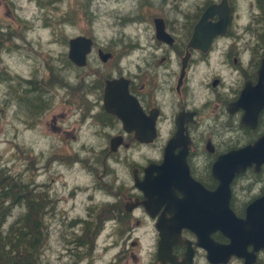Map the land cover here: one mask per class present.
<instances>
[{
    "label": "flooded vegetation",
    "instance_id": "flooded-vegetation-1",
    "mask_svg": "<svg viewBox=\"0 0 264 264\" xmlns=\"http://www.w3.org/2000/svg\"><path fill=\"white\" fill-rule=\"evenodd\" d=\"M221 1H211L180 28H175L166 17L154 15L146 56L131 71L127 67L120 70L117 65L106 71L104 66L114 56L103 49L110 55L102 61L97 50L100 47L87 54L83 67L63 55L75 73L71 83L60 78L58 84L61 103L71 110L67 119L73 118L76 126L94 127L92 135L98 137V142L102 132H97V125L107 128L106 143L99 148V154L120 161L118 152L124 147L135 149L138 155L135 159L133 155H123L128 182L127 191L120 192L124 195L123 207L106 205L104 209L103 199L98 204L92 201L84 216H77L74 223L68 224L71 228H65L61 218L64 215L59 212L58 221L63 227L29 230L31 264H45L43 258L49 264L47 257L51 251L56 252L58 264L59 260L66 264V259L67 264H115L119 259L127 260L126 264H264V247L251 240L240 243V255L231 254L225 261L211 262L192 230L196 226L206 229L229 222L211 217L213 203H220L208 194L218 187L212 166L220 155L251 144L264 133V107L252 119V107L246 113L237 105L244 87L258 82L264 34L252 31L250 24L242 28V34L234 31V8L230 0H225L229 12L224 32L213 34L207 45L189 44L204 9ZM218 19L214 13L207 21L216 23ZM247 35L252 37L244 39ZM91 58L100 64L94 70ZM101 71L104 74L98 80ZM109 80L120 81L128 95L110 109L104 103ZM45 100L48 104H43L49 109L52 95ZM121 116L128 122L124 123ZM263 175L264 164L259 171L250 166L230 181L228 208L237 218L243 219L246 206L262 194ZM95 187L101 190L102 182ZM37 190L49 205L44 216L49 215L51 222L52 198L46 188L38 186ZM113 211L112 227L106 229L105 214ZM5 222L0 240L6 230ZM209 233L215 243L229 242L221 230ZM114 236L117 238L111 241ZM113 248L118 253L108 259Z\"/></svg>",
    "mask_w": 264,
    "mask_h": 264
},
{
    "label": "rangeland",
    "instance_id": "rangeland-1",
    "mask_svg": "<svg viewBox=\"0 0 264 264\" xmlns=\"http://www.w3.org/2000/svg\"><path fill=\"white\" fill-rule=\"evenodd\" d=\"M211 1L217 0H0V167L13 175L14 187L21 183L34 193L38 192V186L49 192L54 215L51 222L49 215L44 216L49 205L43 196L44 218L38 221L41 228L63 227L59 212L64 215L61 218L65 228H71L68 224L76 221L73 218L84 216L94 201L98 204L103 199L104 209L106 205L123 207L124 195L120 192L127 191L128 183L123 155H133L135 159L138 154L135 149L128 151L124 147L118 152L120 161L99 154V148L106 143L107 128L97 125V132H102L98 142V137L92 135L94 127L76 126L73 118L68 120L71 110L62 105L58 85L44 89V94L52 95L50 108L30 115L23 103L31 95L20 92L25 87L24 80L33 77L36 81L56 78L60 81L61 78L71 83L74 67L63 62L67 59L63 55L67 54L68 38L79 34H89L94 43L92 53L96 47L112 52L114 57L104 66L106 71L115 69L116 65L120 70L127 67L131 71L146 56L154 15L166 17L175 28H180ZM230 1L235 12L234 31L242 34V28L250 24L252 31L264 34V8L258 7L257 0ZM178 23L182 24L178 26ZM95 65L100 64L93 60L92 70L96 69ZM103 72L97 75L98 80ZM101 182V190L94 188ZM25 209L17 204L11 211L5 209V228ZM113 214L114 211L105 214L106 229L112 227ZM117 253L113 248L108 259ZM55 255V251L49 253V264H58ZM118 261L115 264L127 262ZM59 264L63 262L59 260Z\"/></svg>",
    "mask_w": 264,
    "mask_h": 264
},
{
    "label": "water",
    "instance_id": "water-1",
    "mask_svg": "<svg viewBox=\"0 0 264 264\" xmlns=\"http://www.w3.org/2000/svg\"><path fill=\"white\" fill-rule=\"evenodd\" d=\"M205 11L194 25L193 36L189 44H208L210 37L213 34L224 32L227 25V15L229 9L222 0L219 4L212 3L204 9ZM217 13L219 16L218 22L209 23L207 18L212 14ZM157 28V35L159 33ZM159 37H164L159 36ZM200 40H197V39ZM68 44V59L76 66L83 67L86 64V56L91 52L92 39L77 35L71 37L67 41ZM188 44V45H189ZM99 57L105 61L110 55V52H103L102 49H97ZM264 54V53H263ZM258 82L254 86H245L238 98L237 105H240L249 112L252 107V119L256 113L264 107V55L260 61V68L257 71ZM126 92L120 85L118 80H109L104 89V103L106 108L113 105L121 104L124 98H127ZM124 123L127 119L121 116ZM115 139H111L113 142ZM116 143V142H115ZM117 144V143H116ZM163 165L168 166L166 161ZM183 168L186 165L182 162ZM264 164V133L254 140L251 144L240 147V149L231 150L226 154L220 155L212 166V174L218 180V187L215 191L208 193L214 200L219 199L220 203H216L213 207L211 217L214 219H228V223H220L215 226H208L206 229L194 227L192 230L198 236V244L203 246L206 251L208 260L211 262L225 261L231 254H239L240 243L246 240L257 241L264 247V190L262 194L255 198L246 206V213L243 219L235 216L233 211L228 208L230 181L233 177L239 174L247 167L253 166L254 171H259L261 165ZM179 168V167H178ZM214 202L213 200H211ZM231 221V222H230ZM221 230L224 235L229 238L227 244L215 243L209 236V232L213 230Z\"/></svg>",
    "mask_w": 264,
    "mask_h": 264
},
{
    "label": "trees",
    "instance_id": "trees-1",
    "mask_svg": "<svg viewBox=\"0 0 264 264\" xmlns=\"http://www.w3.org/2000/svg\"><path fill=\"white\" fill-rule=\"evenodd\" d=\"M257 5L261 9L264 7V0H257ZM67 60L63 62L66 63ZM68 62V61H67ZM69 63V62H68ZM67 64V63H66ZM25 87L21 88V93L31 95L26 102L23 103V107L26 108L30 115H37L42 109L46 107L43 101L46 102V98L51 95H44V89L46 86L52 87L58 85L57 78L53 80L39 81L33 80V77L25 79ZM23 82V83H24ZM47 103V102H46ZM48 104V103H47ZM0 167V229L3 228V222L6 219V211H11L13 204L25 206V211L20 214L14 222H11L6 228L2 238L0 240V264H31L29 262V243L27 242L28 231L31 229L41 228L40 219L43 214L41 207L42 196L36 192L34 193L29 186L19 183L17 186H13V175L9 172L3 171ZM26 193V194H25ZM24 194V195H20ZM6 203H8L7 207ZM12 205V206H11ZM5 209L3 210V208ZM29 214H32V218H28Z\"/></svg>",
    "mask_w": 264,
    "mask_h": 264
},
{
    "label": "bare ground",
    "instance_id": "bare-ground-1",
    "mask_svg": "<svg viewBox=\"0 0 264 264\" xmlns=\"http://www.w3.org/2000/svg\"><path fill=\"white\" fill-rule=\"evenodd\" d=\"M263 31V30H262ZM90 38V37H89ZM94 45V43H93V40H92V45H91V47ZM22 107V106H21ZM23 108V107H22Z\"/></svg>",
    "mask_w": 264,
    "mask_h": 264
}]
</instances>
